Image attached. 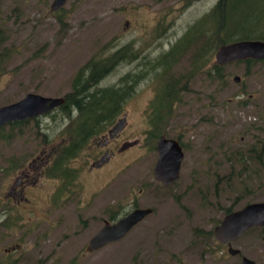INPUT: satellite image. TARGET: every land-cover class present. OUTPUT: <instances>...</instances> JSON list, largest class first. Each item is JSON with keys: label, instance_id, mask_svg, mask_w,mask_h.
<instances>
[{"label": "rangeland", "instance_id": "rangeland-1", "mask_svg": "<svg viewBox=\"0 0 264 264\" xmlns=\"http://www.w3.org/2000/svg\"><path fill=\"white\" fill-rule=\"evenodd\" d=\"M51 1L0 0V106L28 92L62 97L84 63L126 47L130 52L99 84L136 74L113 147L126 146L89 174L97 135L62 174L55 162L71 139L62 113L2 125L0 264H239L242 256L263 262L264 229L253 227L232 242L240 253L234 256L212 229L225 209L264 201V60L247 69L226 64L219 80L212 72L215 50L196 64L194 39L163 71L148 65L217 0H66L56 13ZM255 1L262 0L242 11ZM159 83L177 100L154 109ZM157 131L184 146L179 176L167 187L152 176ZM20 172L26 174L16 185L21 195L8 197ZM146 207L152 212L122 238L87 250L103 220Z\"/></svg>", "mask_w": 264, "mask_h": 264}, {"label": "trees", "instance_id": "trees-1", "mask_svg": "<svg viewBox=\"0 0 264 264\" xmlns=\"http://www.w3.org/2000/svg\"><path fill=\"white\" fill-rule=\"evenodd\" d=\"M249 1L217 0L203 17L187 27L183 35L171 45L169 50L160 54L159 57L148 61L149 68L163 71L166 66L172 63L178 52L194 39L195 42L198 41L199 43L196 48L197 54H195L196 64L199 58L203 59L205 55L229 42L247 39L264 41V0L258 5H256V1L252 2L246 6V10L242 11V6ZM124 51L130 52L126 47H122L111 53L104 60L99 59L96 61L95 58H92L75 72L70 91L62 96L63 103L55 109V111H59L69 119L68 128L71 139L65 146L62 157L56 160L54 170L59 168V171L63 174L69 159L73 158L77 151L86 146L91 139L106 131L121 115L123 104L133 92L136 74L132 76L131 73H128L117 84L109 85L105 88L99 87V84L101 79L117 63L124 60V54H121ZM257 61L246 59L234 62H242L247 69L250 63ZM222 68L223 66L212 64V72L219 80L222 76ZM127 80L128 82L125 84ZM154 98L155 100L149 104L154 109L177 100L174 95L171 96L169 86L163 83L157 85ZM162 100L165 101L163 102ZM37 118L36 116L30 119L36 121ZM154 119L149 120L150 126H153ZM28 121L29 119L11 121L6 123V125L17 127ZM0 130H2V126H0ZM160 133L157 131L156 134ZM252 150L253 147H251L250 151L252 152ZM229 211L230 209L227 212ZM113 219V215H110L109 220L112 221Z\"/></svg>", "mask_w": 264, "mask_h": 264}, {"label": "water", "instance_id": "water-1", "mask_svg": "<svg viewBox=\"0 0 264 264\" xmlns=\"http://www.w3.org/2000/svg\"><path fill=\"white\" fill-rule=\"evenodd\" d=\"M65 1L52 0L49 5L50 11L59 10L65 4ZM246 59L264 60L263 40L233 41L221 45L214 52V64L218 66ZM238 79V76L233 77L235 82ZM63 101L61 96H43L28 92L18 100L0 106V126L11 121H22L47 114L55 110ZM124 123V116L116 119L108 129V137H105L104 141L120 132ZM155 151L156 160L152 167L153 178L163 186H167L177 180L179 176L183 150L176 139L160 135L156 141ZM17 178L13 181L11 187L18 184ZM151 212L152 208L150 207L134 208L116 220H103L99 229L89 238L87 250L95 251L108 243L119 240ZM253 227H264V201L247 203L240 209L225 214L218 224L213 227L212 234L216 242L221 245L226 244L227 253L234 256L239 253V250L233 248L231 243ZM239 264H264V262L256 263L250 258L242 256Z\"/></svg>", "mask_w": 264, "mask_h": 264}, {"label": "flooded vegetation", "instance_id": "flooded-vegetation-1", "mask_svg": "<svg viewBox=\"0 0 264 264\" xmlns=\"http://www.w3.org/2000/svg\"><path fill=\"white\" fill-rule=\"evenodd\" d=\"M66 2V1H65ZM63 7V6H62ZM61 7V8H62ZM60 8V9H61ZM59 9V10H60ZM58 11V10H57ZM57 11H54L53 13H56ZM52 12V11H51ZM124 115L122 114V117H123ZM121 118V117H120ZM118 119V118H117ZM112 126V125H111ZM110 126V127H111ZM109 127V128H110ZM108 128V129H109ZM108 129L106 130V131H104L103 133H101V134H99V137L96 139V141L94 142V145L92 146L93 148H94V154H92V156H91V158H90V162H89V164H88V167H87V171H88V173L89 174H93L94 172H97L98 170H100V169H102L106 164H108L111 160H112V158L114 157V155L117 153L116 151H120L121 149H123V147L124 146H126V141H123L122 143V145L120 146V147H118L116 150H115V148L113 147L114 145H116L115 144V141L117 140V138L120 136V134H121V132L123 131V129H124V126H123V128H122V130L120 131V132H118L115 136H113L112 138H108V140H106V141H104V138L105 137H108ZM160 135H164V134H162V133H160V134H158V135H156L157 137H156V139H155V143H154V149H155V145H156V141H157V138L160 136ZM165 136V135H164ZM166 137V136H165ZM167 138H172V137H167ZM173 139H176L178 142H179V144H180V146H181V148H182V150H183V143H181V140L179 139V137H176V138H173ZM133 142V141H132ZM132 142H130L131 144H132ZM90 146H91V144H90ZM100 160H102L103 162H101ZM152 176H153V174H152ZM18 178V183L20 184V185H22V184H24L26 181H24L25 180V178H26V174L24 173V172H20V174H19V176H17ZM154 179V178H153ZM23 180V181H22ZM15 181V180H14ZM176 181V180H175ZM174 181V182H175ZM157 182V181H156ZM13 183V182H12ZM11 183V184H12ZM173 183V182H172ZM11 184H10V186H9V188H8V193L6 194L8 197H12V198H14V197H19L20 195H21V193L20 192H17L18 190H20L22 187H18V188H16V186L15 187H11ZM158 184L159 185H161V186H163L161 183H159L158 182ZM170 185V184H169ZM168 186V185H167ZM167 186H163V187H167ZM244 206V205H243ZM242 206V207H243ZM228 209L229 208H227V209H225L224 210V215L225 214H227V213H229V212H231V211H235V210H231L230 209V211L229 212H227L228 211ZM238 209H240V208H238ZM238 209H236V210H238ZM109 221V220H108ZM258 228H262V229H264V227H258ZM251 229V228H250ZM249 230V229H248ZM246 232V231H245ZM244 232V233H245ZM243 233V234H244ZM242 234V235H243ZM241 235V236H242ZM240 236V237H241ZM263 240H264V238H263ZM219 244V243H218ZM232 244V243H231ZM221 245V244H220ZM223 246L225 247V249H227V245L226 244H223ZM226 252H227V250H226ZM240 253H238V254H236V255H239ZM241 257V256H240ZM252 260V259H251ZM255 262V261H254ZM264 262V261H263ZM260 263V262H259Z\"/></svg>", "mask_w": 264, "mask_h": 264}]
</instances>
